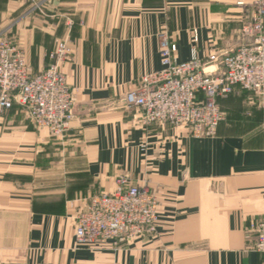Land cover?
Instances as JSON below:
<instances>
[{"label":"crops","instance_id":"obj_1","mask_svg":"<svg viewBox=\"0 0 264 264\" xmlns=\"http://www.w3.org/2000/svg\"><path fill=\"white\" fill-rule=\"evenodd\" d=\"M33 1L43 9L27 14L25 0H0V31L13 24L33 74L57 40L70 41L61 72L74 117L54 139L19 106L0 111V264H264L252 250L264 218V91L218 99L224 119L200 139L145 128L123 102L161 69V31L179 63L230 54L256 0ZM120 175L156 194V233L119 249L76 247V214Z\"/></svg>","mask_w":264,"mask_h":264},{"label":"built area","instance_id":"obj_2","mask_svg":"<svg viewBox=\"0 0 264 264\" xmlns=\"http://www.w3.org/2000/svg\"><path fill=\"white\" fill-rule=\"evenodd\" d=\"M250 17L239 27L244 44L230 54L177 62L175 47L165 31L158 34L161 69L141 78L123 102L137 109L140 124H166L183 128L194 138H212L224 117L218 99L238 88L255 97L264 91V0L250 5ZM71 43L56 41L48 53L49 64L33 74L16 41L0 33V111L14 105L38 129L62 139L73 120L74 98L61 66L70 61ZM111 194L91 197L75 217L74 243L89 249L111 244L119 249L156 233L158 199L147 185H134L127 175L118 176ZM252 250L264 256V218L253 225Z\"/></svg>","mask_w":264,"mask_h":264},{"label":"rangeland","instance_id":"obj_3","mask_svg":"<svg viewBox=\"0 0 264 264\" xmlns=\"http://www.w3.org/2000/svg\"><path fill=\"white\" fill-rule=\"evenodd\" d=\"M26 12L27 14H30V13H35L38 11V9H43L42 8V4H39L38 3H34L33 0H25V5H24ZM33 7V8H32ZM38 13V12H37ZM40 13V12H39ZM12 25L11 24L9 27L3 29L2 31H0L1 35H3V37H5L6 39H11V40H14V41H17L14 33H13V28H12Z\"/></svg>","mask_w":264,"mask_h":264}]
</instances>
